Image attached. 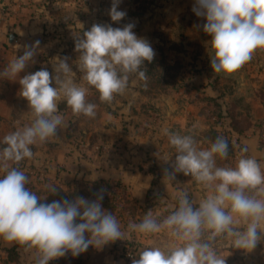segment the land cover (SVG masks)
Returning <instances> with one entry per match:
<instances>
[{
	"label": "crops",
	"instance_id": "obj_1",
	"mask_svg": "<svg viewBox=\"0 0 264 264\" xmlns=\"http://www.w3.org/2000/svg\"><path fill=\"white\" fill-rule=\"evenodd\" d=\"M113 2L0 0V73L15 57L34 51L15 79L0 77V141L32 120L19 80L41 69L54 77L61 59L67 58L74 83L88 88L87 101L97 105L94 119L75 116L62 98L58 111L64 123L56 138L32 146V159L11 166L25 173V187L40 203L79 197L93 202L102 195V210L115 215L125 233L100 248L89 246L78 256L68 252L48 264H132L126 258L129 251L138 260L144 248L169 242L166 232L144 236L128 230L129 222L140 223L149 211L162 221L176 210L182 191L197 207L207 195L190 175L175 173L174 179H168L166 173L174 172L177 153L165 129L194 135L201 149L210 148L215 132L232 148H240L218 159V166L235 167L241 149L247 147L243 155L255 158L264 171V52L257 51L237 74L225 77L211 67L214 49L203 28L206 17L193 11L198 7L196 0H119L117 10L126 13L119 22L109 14ZM97 24L121 29L132 24L137 38L151 45L155 56L142 66L148 76L147 88L132 74L124 94L108 104L83 80L75 45ZM36 42L38 47H33ZM51 86L57 87L54 80ZM212 98H216V110ZM215 112L225 116L224 120L215 117ZM232 120H248V128L237 135ZM4 174L0 171V176ZM46 185L56 191H47ZM258 234L259 242L252 250L237 249L223 239L216 243V251L226 264H264V230ZM0 264H35V258L0 239Z\"/></svg>",
	"mask_w": 264,
	"mask_h": 264
},
{
	"label": "clouds",
	"instance_id": "obj_2",
	"mask_svg": "<svg viewBox=\"0 0 264 264\" xmlns=\"http://www.w3.org/2000/svg\"><path fill=\"white\" fill-rule=\"evenodd\" d=\"M118 3L114 0L109 13L114 22L126 15L117 10ZM196 4L193 11L207 20L203 28L211 36L215 73L233 76L257 51L264 52V0H196ZM133 27L93 25L76 42L83 80L99 93L101 102L111 104L117 95H123L132 74L144 81L145 88L148 86L142 66L153 60L155 52L146 40L137 38ZM33 56L34 51L26 50L9 62L0 77L15 79ZM66 59L58 63L54 77L41 69L19 80L32 120L0 141L5 145L0 148V171L5 173L0 177V239L33 254L35 264H48L68 252L78 256L89 246L100 248L125 235L116 216L102 210V195L93 202L79 197L40 203L39 197L25 187V173L11 166L32 159V146L56 138L64 123L58 111L62 98L73 115L95 118L97 105L87 101L88 88L74 83ZM53 80L55 88L51 86ZM164 134L177 153L174 172L166 173L168 179H174L175 173L190 175L207 195L197 207L182 191L178 207L162 221L149 211L140 223L129 222L130 232L144 236L166 232L169 237L162 246L144 248L132 264H226L215 248L223 239L237 249H254L260 239L258 230H264V171L260 163L245 157L248 149L244 147L235 167L218 166V159L228 157L226 138L218 136L210 148L201 149L192 134L167 129ZM45 187L56 191L54 186Z\"/></svg>",
	"mask_w": 264,
	"mask_h": 264
},
{
	"label": "trees",
	"instance_id": "obj_3",
	"mask_svg": "<svg viewBox=\"0 0 264 264\" xmlns=\"http://www.w3.org/2000/svg\"><path fill=\"white\" fill-rule=\"evenodd\" d=\"M4 9L5 10H7L8 8H6V7H4ZM210 103H211V106L216 110L217 109V101H216V98H212L211 100H210ZM212 112V111H211ZM213 114H215V117H218L219 119H221V120H224V117L225 116H223V115H221V113L220 112H215V113H213ZM231 125H232V129H233V131L238 135V134H242L243 133V131H245L247 128H248V125L246 124V126H242L241 125V123L239 122V121H235V120H232V123H231ZM213 134V141L215 142V140H216V138L218 137V135H216L215 134V132H213L212 133ZM219 137H221V136H219ZM228 142V141H227ZM228 146H229V148H228V151L229 152H231V151H233V152H235V151H240V148H236L235 146H233V148L231 147V144L228 142Z\"/></svg>",
	"mask_w": 264,
	"mask_h": 264
},
{
	"label": "built area",
	"instance_id": "obj_4",
	"mask_svg": "<svg viewBox=\"0 0 264 264\" xmlns=\"http://www.w3.org/2000/svg\"><path fill=\"white\" fill-rule=\"evenodd\" d=\"M110 24H112V22H111ZM181 95H182V94H181ZM235 158L238 159V158H239L238 155H237ZM0 177H2V176H0ZM118 189H119L118 187H115V192H117ZM110 195H111V197L114 199L113 193L110 194ZM126 258L129 259V260H134V259L136 258V255H135L134 252L129 251V252L126 254Z\"/></svg>",
	"mask_w": 264,
	"mask_h": 264
},
{
	"label": "rangeland",
	"instance_id": "obj_5",
	"mask_svg": "<svg viewBox=\"0 0 264 264\" xmlns=\"http://www.w3.org/2000/svg\"><path fill=\"white\" fill-rule=\"evenodd\" d=\"M182 93H179V95H181ZM184 94H182V96H183ZM240 123H241V125L242 126H246V124L248 123V120H241L240 121Z\"/></svg>",
	"mask_w": 264,
	"mask_h": 264
},
{
	"label": "water",
	"instance_id": "obj_6",
	"mask_svg": "<svg viewBox=\"0 0 264 264\" xmlns=\"http://www.w3.org/2000/svg\"><path fill=\"white\" fill-rule=\"evenodd\" d=\"M13 40H14V37L10 36L9 42L12 43Z\"/></svg>",
	"mask_w": 264,
	"mask_h": 264
}]
</instances>
